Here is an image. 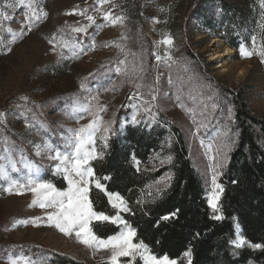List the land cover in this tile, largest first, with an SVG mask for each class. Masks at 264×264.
I'll return each mask as SVG.
<instances>
[{
    "label": "rangeland",
    "instance_id": "374dc122",
    "mask_svg": "<svg viewBox=\"0 0 264 264\" xmlns=\"http://www.w3.org/2000/svg\"><path fill=\"white\" fill-rule=\"evenodd\" d=\"M35 9L47 16L30 20L26 4L0 0V264H39L28 255L30 246L85 264L110 262L109 251L50 225L54 208L30 207L29 181L49 183L48 174L64 180L65 189L50 183L56 189H67L52 157L71 154L68 141L89 124L96 127L93 180H109L92 164L118 143L130 150L136 170L152 177L143 201L156 200L172 185L177 126L208 201L219 194V207L240 135L236 97L264 121V0H35ZM166 37L171 45L163 43ZM228 47L233 53L223 63L212 58ZM241 47L253 55L242 56ZM93 188L94 182L91 202ZM116 209L126 221L130 209ZM106 222L112 223L93 220L89 227L99 237L94 228ZM113 224L121 231L122 224ZM119 259L144 264L139 254ZM175 261L188 264L189 258Z\"/></svg>",
    "mask_w": 264,
    "mask_h": 264
},
{
    "label": "trees",
    "instance_id": "16d2710c",
    "mask_svg": "<svg viewBox=\"0 0 264 264\" xmlns=\"http://www.w3.org/2000/svg\"><path fill=\"white\" fill-rule=\"evenodd\" d=\"M241 99L236 97L235 102L239 140L225 169L226 188L215 211L189 157L184 135L175 125L171 126L179 144L172 166L174 179L170 189L154 201L142 200V190L152 177L136 170L128 148L116 143L102 162L92 164L100 177L109 179L104 184L106 192L118 193L128 202L125 219L136 231L135 241H143L154 255L182 261L190 250V264H264V121L253 116ZM44 181L66 188L64 180L52 175L47 174ZM91 200L98 213L109 217L118 213L108 195L97 188L92 189ZM94 230L107 238L120 227L106 222ZM240 238L242 246H238ZM255 244L262 247L255 248ZM27 249L39 264H85L43 246Z\"/></svg>",
    "mask_w": 264,
    "mask_h": 264
},
{
    "label": "snow or ice",
    "instance_id": "6c2138e0",
    "mask_svg": "<svg viewBox=\"0 0 264 264\" xmlns=\"http://www.w3.org/2000/svg\"><path fill=\"white\" fill-rule=\"evenodd\" d=\"M19 2L22 5L26 4L30 12V20H39L42 16H47V13L42 10L37 14L35 0H19ZM98 2L104 3L107 2V0H98ZM104 18L109 19L110 14H106ZM87 19L93 21L94 18L88 16ZM120 19V17H117L112 20V23L115 24ZM73 30L80 32L85 29L76 28ZM163 43L171 45L172 40L170 37H166ZM241 55L250 57L253 53L246 51L241 47ZM259 55L262 58V62H264V51H261ZM157 59L159 60L160 57L157 56ZM84 110L86 111L87 109ZM2 116L3 114H0V119H2ZM95 131L96 127L93 124H89L76 130L73 137L68 141L73 149L71 154L57 151L56 155L52 157L59 161V164L56 166V171L63 174L64 179L67 180L68 187L66 190H58L50 183L29 181V184L31 185L29 190L34 195L30 207L38 205L41 208H54L55 211L50 213L47 217L49 224L55 226L64 235L70 236L74 232L78 241L88 247L109 251L111 253L109 257L110 264H120V257H133L134 259L137 254L141 256L144 264H176V261L170 259L167 255L162 257L152 255L143 241L134 243V237L136 236L135 230L132 229L131 226L119 215L109 217L104 213H98L93 209L92 202L89 199V191L90 184L94 182L97 189L105 191V194L108 195L109 202L112 203L113 207L120 208L123 211H129L123 198L118 193L106 192L104 185L100 183L99 179L93 180L94 172L89 166V161L97 156L94 147H90L91 145H94ZM105 131H107V129H105ZM46 147H50V145H46ZM105 179H107V177H105ZM213 185L215 188H219L221 192L223 191V189L216 184L215 176H213ZM9 191H11V189H9ZM17 194H23V192L18 191ZM218 199L219 194H215L209 199V205L214 211L218 209ZM167 218L168 217H164V219ZM220 218V216L215 217V219ZM93 220L111 221L112 223L122 224L123 227L116 235L110 236L107 239H101L97 237L89 227L90 222ZM21 223H26V221H21ZM242 243H244V241L239 242V244ZM253 247L261 248L262 245L255 244ZM184 255L189 258L190 264V250L185 252ZM12 264H16V261H12Z\"/></svg>",
    "mask_w": 264,
    "mask_h": 264
},
{
    "label": "bare ground",
    "instance_id": "6f19581e",
    "mask_svg": "<svg viewBox=\"0 0 264 264\" xmlns=\"http://www.w3.org/2000/svg\"><path fill=\"white\" fill-rule=\"evenodd\" d=\"M216 43H221V41H220V40H219V41H216ZM232 53H233L232 49L228 47V48H225V49L222 51L221 54H220V53H216V54H214V55L212 56V58H213L214 60H218L219 62L223 63L224 58H225L226 56L231 55Z\"/></svg>",
    "mask_w": 264,
    "mask_h": 264
}]
</instances>
